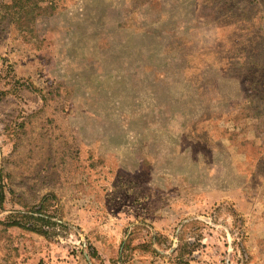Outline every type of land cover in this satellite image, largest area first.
Wrapping results in <instances>:
<instances>
[{
  "label": "rangeland",
  "instance_id": "obj_1",
  "mask_svg": "<svg viewBox=\"0 0 264 264\" xmlns=\"http://www.w3.org/2000/svg\"><path fill=\"white\" fill-rule=\"evenodd\" d=\"M0 179V264H264V0H0Z\"/></svg>",
  "mask_w": 264,
  "mask_h": 264
},
{
  "label": "trees",
  "instance_id": "obj_2",
  "mask_svg": "<svg viewBox=\"0 0 264 264\" xmlns=\"http://www.w3.org/2000/svg\"><path fill=\"white\" fill-rule=\"evenodd\" d=\"M51 195H47L43 198L41 202V206L39 209H36V207H33L27 211V213H18L17 215L10 216L7 219L6 223H3L6 227H17L21 228L33 233H36L38 235L44 236L47 239H52L54 235L55 227L57 226L50 220L51 217H54L52 214H46L43 212L44 204L47 200L53 199ZM6 199V193H5V185H3L2 179H0V205H2L5 202ZM162 236L157 235L154 238L151 239V245L155 242L158 243L159 246L162 245L161 242ZM177 247L173 250V253H175L174 261L177 264H188L190 261H192L194 254H195V248L197 247L195 243L190 242L189 240H186L183 237V234L177 235ZM129 249V247L125 246V243L122 245V250L120 251V259L123 260L125 257L126 251ZM153 252L157 254L154 250Z\"/></svg>",
  "mask_w": 264,
  "mask_h": 264
}]
</instances>
